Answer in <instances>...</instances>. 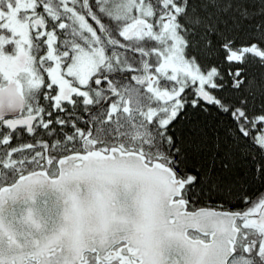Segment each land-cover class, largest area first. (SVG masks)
<instances>
[{
  "label": "snow or ice",
  "instance_id": "snow-or-ice-1",
  "mask_svg": "<svg viewBox=\"0 0 264 264\" xmlns=\"http://www.w3.org/2000/svg\"><path fill=\"white\" fill-rule=\"evenodd\" d=\"M0 264H264V0H0Z\"/></svg>",
  "mask_w": 264,
  "mask_h": 264
}]
</instances>
